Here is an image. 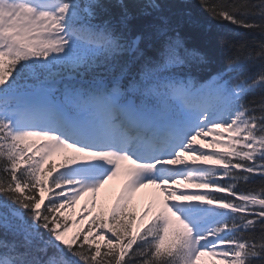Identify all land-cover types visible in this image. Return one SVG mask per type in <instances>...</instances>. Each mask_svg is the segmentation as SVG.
<instances>
[{"label": "snow or ice", "instance_id": "6c2138e0", "mask_svg": "<svg viewBox=\"0 0 264 264\" xmlns=\"http://www.w3.org/2000/svg\"><path fill=\"white\" fill-rule=\"evenodd\" d=\"M199 3L262 39L209 71L162 0H0V264H264V0Z\"/></svg>", "mask_w": 264, "mask_h": 264}, {"label": "trees", "instance_id": "16d2710c", "mask_svg": "<svg viewBox=\"0 0 264 264\" xmlns=\"http://www.w3.org/2000/svg\"><path fill=\"white\" fill-rule=\"evenodd\" d=\"M164 10L173 15L177 20L191 19L192 23H184L182 31L188 38L191 47H194L207 55L211 61L210 69L214 70L222 67L226 63L227 53L221 46L222 38H230L235 43H250L253 39L261 40L259 33L249 32L245 29L238 28L227 21H218L213 19L200 5L199 0H162ZM256 70L253 69L252 72ZM208 75V72L204 74ZM264 95L260 90L255 91L249 100H259ZM259 181H257V186ZM242 191H248L249 187L242 185ZM2 199V197H0ZM49 203V201H45ZM69 225L71 221L68 219ZM87 228L85 229V231Z\"/></svg>", "mask_w": 264, "mask_h": 264}, {"label": "rangeland", "instance_id": "374dc122", "mask_svg": "<svg viewBox=\"0 0 264 264\" xmlns=\"http://www.w3.org/2000/svg\"><path fill=\"white\" fill-rule=\"evenodd\" d=\"M55 162L61 163L60 158H55ZM122 182H123L122 179H117L115 181L110 182L109 185H106L105 189L101 193V201L108 194H112L115 198L116 194L119 191L118 185ZM157 198H160V199L163 198V193H160L159 190L156 189V191H154V193H147V192H144L141 190L139 193H137L136 203L138 204L140 210H142V209L146 208L148 205L157 202ZM84 200H86L88 202V198H85ZM83 208L84 207H82V208L80 207V203H79L76 205L74 210L68 209L64 213V215L71 221V226L73 227V231H76L77 228L80 227L79 225H75L74 222L77 221L82 216L79 213H81L83 211ZM88 208L91 209L90 202H88ZM83 215H86V213H83ZM92 215H96V212H93ZM87 226H88V221H85L82 227H83V229H86Z\"/></svg>", "mask_w": 264, "mask_h": 264}, {"label": "bare ground", "instance_id": "6f19581e", "mask_svg": "<svg viewBox=\"0 0 264 264\" xmlns=\"http://www.w3.org/2000/svg\"><path fill=\"white\" fill-rule=\"evenodd\" d=\"M87 201L86 200H81V202H80V207L82 208V207H84V205H85V203H86ZM83 212V211H82ZM79 213L80 215H83V213Z\"/></svg>", "mask_w": 264, "mask_h": 264}]
</instances>
